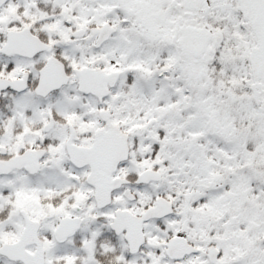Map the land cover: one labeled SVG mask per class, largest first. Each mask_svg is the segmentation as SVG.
I'll use <instances>...</instances> for the list:
<instances>
[{"label":"snow or ice","instance_id":"6c2138e0","mask_svg":"<svg viewBox=\"0 0 264 264\" xmlns=\"http://www.w3.org/2000/svg\"><path fill=\"white\" fill-rule=\"evenodd\" d=\"M0 264H264V0H0Z\"/></svg>","mask_w":264,"mask_h":264}]
</instances>
